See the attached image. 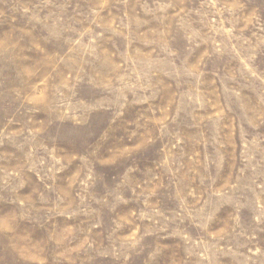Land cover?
Wrapping results in <instances>:
<instances>
[{
	"label": "rangeland",
	"instance_id": "rangeland-1",
	"mask_svg": "<svg viewBox=\"0 0 264 264\" xmlns=\"http://www.w3.org/2000/svg\"><path fill=\"white\" fill-rule=\"evenodd\" d=\"M0 264H264V0H0Z\"/></svg>",
	"mask_w": 264,
	"mask_h": 264
}]
</instances>
